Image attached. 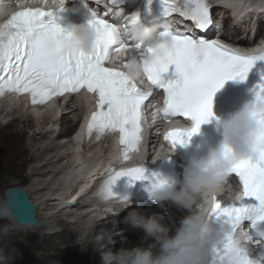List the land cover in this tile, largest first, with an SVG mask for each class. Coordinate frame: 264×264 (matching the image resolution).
<instances>
[{
  "label": "snow or ice",
  "instance_id": "1",
  "mask_svg": "<svg viewBox=\"0 0 264 264\" xmlns=\"http://www.w3.org/2000/svg\"><path fill=\"white\" fill-rule=\"evenodd\" d=\"M120 2L122 0H94L96 7H92L85 0L84 6L92 17L89 24L100 33L97 51L91 56L65 46L66 29L57 23L58 13L65 10L64 0H60L61 8L57 11L47 7H23L13 13L0 27V98L11 94L28 95L31 104L36 107L45 106L66 94L76 95L87 90L98 98L97 108L87 123L88 139L94 133L98 140L110 132L119 133L122 163H126L132 154L140 153L149 105L154 109L153 117L161 118L162 122L171 124L177 118L193 122L190 128H170L163 136L171 148L177 144L186 146V138L198 133L200 126L210 122L214 116L216 92L230 79H247L253 66L258 61H264V54L238 51L219 39L189 30L194 28L200 33H207L212 29L211 0H187L184 9L176 7V0H161L166 30L159 36L162 42L172 39L174 49L168 62L146 66L145 78L152 87L151 90H144L133 83L125 72L108 66L114 53L123 54L127 64L129 60L136 59L134 54L145 46L132 38L130 31L127 38L122 37L118 27L104 19ZM151 2L148 0L149 5ZM47 3L48 0H44V4ZM177 14L190 22L183 30L173 27ZM137 18L129 19L119 28L131 30ZM152 51L154 49L147 45L146 51L140 52V55L144 57L146 52ZM172 64L176 65L179 78L165 83L162 74ZM155 86L163 89L162 105L157 100ZM258 88L257 98L264 96V83ZM261 119L264 120V117ZM261 139L264 140V136ZM125 175L133 180L149 179L145 166L110 169L98 187L85 195L84 203L99 204L116 199L127 201L126 197H117L112 191L116 181ZM233 176L238 178L244 196L255 198L259 204L224 205L217 198L212 215L227 217L232 231L220 245L213 246L212 264H220L228 255L237 259L238 264H260L264 262V249L253 255V250L239 245L232 238V232L241 223L264 232L257 227L264 222V146L256 158L238 162L228 180ZM165 183L166 180L153 174L151 192ZM8 195L14 209L20 210L23 201L18 190H10Z\"/></svg>",
  "mask_w": 264,
  "mask_h": 264
},
{
  "label": "clouds",
  "instance_id": "2",
  "mask_svg": "<svg viewBox=\"0 0 264 264\" xmlns=\"http://www.w3.org/2000/svg\"><path fill=\"white\" fill-rule=\"evenodd\" d=\"M17 7H47L51 11L61 8L60 0H16ZM67 0H64V7ZM187 0H176V7L184 9ZM79 7H73L74 13ZM17 10L10 3L0 2V27H2ZM89 11V10H88ZM118 33L127 38L129 31L138 43L151 46L154 51L146 52L142 59H132L125 64L123 54L114 53L108 61V66L126 73L129 79L143 88L151 90L152 85L146 80L145 68L155 64L168 62L174 49V41H161L157 29L137 18L131 30L117 28ZM100 33L89 23L74 24L66 30L65 46L74 51H81L89 56L97 51ZM264 54V49L255 53ZM147 61V64L145 63ZM80 101L90 113L96 110L98 98L87 90L82 91ZM163 102L164 96L161 97ZM162 110V108H161ZM264 96L256 97L255 102L246 105L221 121L223 141L219 149H212L209 154L199 160H194L191 167H186L182 181H167L154 190L151 195L155 203L164 207L165 201H170L182 209L190 210L191 214L181 221V226L174 235L164 223L165 216L153 214L146 217L140 212L132 211L126 217V222L134 228H141L148 238L155 243L149 247H135L113 251L105 245L98 250L102 264H212V248L215 236L212 232L210 218L218 194L222 193L235 165L241 160H251L258 156L264 146ZM186 128H190L188 125ZM119 138L117 147H119ZM140 153H137L139 155ZM175 148H171L160 159H171ZM154 160L152 163H155ZM146 167V166H145ZM245 198L241 191L232 197L233 203ZM122 206H131V201L112 200ZM123 211V207H121ZM232 238L241 246L252 250L255 243L264 249V232L245 227L241 223L233 232ZM157 247L159 251L157 252ZM220 264H238L232 255L225 256ZM264 264V262H260Z\"/></svg>",
  "mask_w": 264,
  "mask_h": 264
},
{
  "label": "bare ground",
  "instance_id": "3",
  "mask_svg": "<svg viewBox=\"0 0 264 264\" xmlns=\"http://www.w3.org/2000/svg\"><path fill=\"white\" fill-rule=\"evenodd\" d=\"M213 2L216 4H219L221 2V5L223 7L225 6L224 8H220V13L217 16L218 18L219 17L223 18V21L220 24L226 23V20H227L226 19V13L228 14V17H230L231 16L230 10H232V12H234L235 14H238L241 12V11H239L240 8L237 7V5L233 6L232 0H213ZM244 2H245V4H248V5H250L252 3L251 5L254 8H257V9H255V12L257 13V14H255L256 17L259 14L262 17H264V0H244ZM227 8H229L230 10ZM256 20L257 19H251L249 22L252 24V23L256 22ZM228 21L230 22L231 26L236 27V26H239L241 19L239 16L235 17L234 19H231V17H230L228 19ZM224 28H225V26H224ZM232 39H234V37H232ZM239 43L241 44V43H243V41H239ZM79 97H80V95H79ZM79 97H78L77 101L82 105V102L80 101ZM13 102L18 103V105L20 107L25 106L27 104L24 101V98H17L16 96L11 95L6 100L2 101V103L0 104V114H1L0 116H2L4 114L5 108L9 107L8 105H10ZM54 102L53 101L50 102L48 104V106H46L45 108L31 109L30 110L32 113V114H30L31 118H26V121L27 120L33 121L32 122V128L33 129L38 128L37 131L42 133V136H43V138H45L46 142L51 141V139L58 141V139H60L62 136V133H60V132L54 133L55 130L53 131V130L47 129V128H50L49 126L52 124L51 122L53 119H55V116H56V107H55ZM69 108H72V107L69 106ZM84 108H85V106L83 104V109ZM66 109L69 110L68 108H66ZM2 110H3V112H2ZM22 110H24V109L22 108ZM50 111H52V115L49 113ZM18 113H21V111L20 112L18 111ZM6 114L10 115L11 113L8 112ZM70 114H72V112H68V113H65L64 115H62V117H61V118H63V124L62 125L65 126L66 124L68 125V123L71 122ZM7 115H5V117ZM38 116L40 118H38ZM61 120H60V122H61ZM18 121L19 120H17V122L10 121L7 124L8 128H6V127L0 128V191H2L1 187L8 180H10L12 177H15V179H17L18 182L9 185V187H6L3 190L4 200H5L6 189L12 188V187H17V188H20V189L27 191V193H29V195H31L32 202L34 203V201H36V203L39 207V204H41V201H38L36 198H33L32 195L34 194V196H35L36 194H40L41 193L40 191L45 193L44 192L45 188L48 185L45 187L42 186L43 184H45V182H46L45 181L42 183V185H39L40 187L42 186V189H40L39 186H36V184L33 183V181L30 179V177H28V176L20 177L21 167L27 166V165H32L34 157L33 156H30V158L28 157V147H26V145H25V134H24L26 131L17 130V128L15 129V127L18 126ZM22 122H24V121H22ZM43 126H44V128H43ZM37 131L32 133V135L36 134ZM47 136H48V138H47ZM80 138H81V136L77 135L74 138V140L73 139L67 140L65 142L64 146L60 145L61 143L57 142V144L55 146L50 148L51 150L48 148L45 151V153L47 155H49V154H52V155L49 156L48 158H46L47 161L42 166L40 165L41 167H39V168L28 167V168H30V173L32 174L31 176L36 175V177H37V174H39L40 177L47 178V177L55 174V177H53L54 180L52 179L53 185L54 186L56 185L55 187H57L56 192H53V194L55 195V198L53 199L52 196L51 197L48 196L49 197L48 200L46 199L44 201L43 199L46 195L45 194L43 196V199H42V201H44V203H46V205H48V206L52 205L53 206L52 208H51V206L48 207L51 212L54 211L57 213V212H63L64 210L69 209V207L65 206V202L67 200H69L71 196L66 197V195H65L66 199L63 202L64 204H61V202H60V200H64L65 192L69 191L68 193H70V190L73 188L72 187L73 185H79L83 189H86L87 187L90 186L91 182L94 179V175H93L94 172H96L97 170H99V172L104 171L102 165H99L101 161H98V160H96V158H94L95 157L94 156L95 151L93 152L92 151L93 149L91 150L90 153H88V156H87V154H85V153L81 154L80 151H78L79 150L78 143H76V142ZM40 142H42V141H40ZM35 145H36V143H35ZM106 145L109 146L110 144L106 143ZM142 145H141V148H143ZM110 148H112V147L110 146ZM58 151H64V153L63 152L59 153ZM65 151L66 152L70 151V153H68L66 155ZM54 152H56V153L53 154ZM135 155H137V154H135ZM110 157L115 159L116 155H114V152L110 154ZM66 160H67V164L65 165L64 161H66ZM76 163L78 165L77 167H75ZM51 165H54L55 169L51 168L50 170L46 171V169L50 168ZM30 180H31V182H30ZM53 185H49L50 190L54 189L52 187ZM46 192H48V191H46ZM227 193H228V191L226 190V188H224L223 192L220 193V196L225 198L227 196ZM38 211H39V208L37 209V218H39V216H40ZM183 211L186 212L185 217H187L188 215L191 214L190 210H188V209H183ZM67 213H70V212H67ZM76 213L82 214V217H84V218H85V216L87 217L90 214V212H88L86 214V211H83V212L82 211H76ZM101 213H102V211H101ZM70 215H71V213H70ZM72 215H74V214H72ZM91 215H93V214H91ZM104 215H102L103 217L96 219L94 222L97 224V226L99 225L98 228L101 230V234H105V235L107 234L108 236H110L111 235L110 233L113 232V230H109L106 226H103L105 224V222L108 220V218H110V217H108V215L106 213ZM93 216H95V215H93ZM90 220H92V219L90 218ZM182 220L183 219H181L180 217H177L175 215L169 216L168 218H166L164 220V223L171 229L170 234L173 233V231L176 232V229L174 228V226H176V228L180 227ZM7 223H9L10 225L13 226L12 228H14V234H13L14 236H16V235L28 236L29 234L26 235L27 232H23V229H30V228L31 229H39L40 228V227L35 228L31 225H28V226L20 225L19 223H17V221L14 219V217L12 216L11 213H0V232H1L0 233V253L2 254V256L3 255L6 256V259L3 262H0V264H22L21 259L13 257V255H10L16 251L22 252V257H23L22 259L29 260V261L32 260V264H47L48 262L50 264H69V262H71V261H72V264H78V262L80 260H83L85 262V264H90L89 259L86 260V258H85L87 256L81 257V259H78L79 255H78V253L74 252V250L81 248L82 249L81 251L87 250V252L85 251L87 253V255L89 253H91V255L95 254L94 251L89 252L90 247H91V243H89V244L84 243L83 246H79V245L77 247L74 246L76 244L75 234L73 233V231L69 230V224L71 223V221H68V222H66V224H63V228L59 231L58 236L52 237V235L46 233L43 235L44 236L43 238H45V239L42 240L41 243H39V244H37V243L36 244L31 243L30 244L29 243V244H27V246L23 245L19 239H17V240H11L10 239L12 237L11 232L9 231L10 233L7 235L5 232V229H4ZM110 224L111 223H108L106 225L108 226ZM120 224H122V223H120ZM101 226H102V228H101ZM117 228L122 229L123 226L117 227ZM101 234L99 233V235H101ZM126 237H128L129 240L132 238L133 242L136 243L138 246L141 245L143 247H147L148 244L150 246L153 243H155V241L154 242L152 241L153 240L152 238H150L149 241H147V242H142V240H143L142 238L137 240V237L128 234L127 236H124V237H120L119 235H117L113 238L112 243H107L106 245L109 248H111V246H113V245L114 246L116 245V247H117V245L119 246V244H121L123 242V239H125ZM5 238L10 240L9 245L4 243V241H6V240H4ZM23 238H25V237H23ZM131 243L132 242H130V244ZM61 244L67 245V251L66 252L62 251V252L58 253L56 256V257H58V259L60 258L62 261L58 262V261H54V260L49 261L50 259L47 260L48 259L47 257L51 256V253L49 250H51V249L58 250ZM126 245L127 244H125L124 249L129 248V245L128 246H126ZM38 247H40L43 250V252H41V254L42 253L43 254L39 255V256L37 253L34 254L35 250ZM135 247H136V245H134V248ZM156 250H157V252L159 251L158 247ZM44 253H46V255ZM100 258H101V255L99 252V258L98 259L100 260ZM100 261L102 264V259Z\"/></svg>",
  "mask_w": 264,
  "mask_h": 264
},
{
  "label": "rangeland",
  "instance_id": "4",
  "mask_svg": "<svg viewBox=\"0 0 264 264\" xmlns=\"http://www.w3.org/2000/svg\"><path fill=\"white\" fill-rule=\"evenodd\" d=\"M49 113L52 115V111H50ZM5 115H7V114H3L2 116H0V128H3V127L8 128L7 124L10 121L17 122V120H19L18 121V126L15 127V129L17 128V130L26 131L24 134H25V145H26V147H28V157L29 158H30V156H33L34 157L33 158L32 165H27V166L21 167V169H20V177H22V176L23 177H25V176L30 177V179L33 181L34 184H36V186L42 185V183L45 182V181H46L45 184H43L42 186L45 187V186L48 185L45 188V191H44L45 193H43L42 191H40L41 192L40 194H36L35 195V198L38 201H41V204H39V211H38L39 212V215H40L38 219L41 218V222H42L41 227L39 229H31V228L30 229H23V232H27L26 235L29 234L28 236H25V235H21V236L20 235H16V236H14L13 235L14 234V228H12L13 226L10 225L9 223H7L6 226H5V228H4L6 234L8 235L11 232V236L12 237L10 239L11 240H17V239H19L21 241V243L23 245H25V246H27V244H29V243L30 244L31 243H34V244L37 243V244H39V243H41L42 240L45 239V238H43L44 237L43 236L44 234L47 233V234L52 235V237H56V236H58L59 231L63 228V224H66V222L71 221V223L69 224V230L70 231H73V233L75 234L76 244L74 246L75 247H77L78 245L79 246H83L84 243H86V244L91 243V247H90L89 252H92V251L95 252V254H93V255H91V253H89L90 255L89 254L87 255V253H86L87 250H85L86 252L85 251H81L82 250L81 248H79L77 250H74V252L78 253V255H79V256L77 255L78 256V259H81V257L87 256L85 258H86V260L89 259V263L90 264H101V261L98 259L99 258V251L98 250H100V249L98 247L99 242H98V239H97V235H99V233L101 234V230L98 228L99 225L97 226V224L94 222L97 219V218H95V216H93L94 214L93 215L89 214L87 217L85 216V218H84V217H82V214L75 213L74 210H69V209H66L63 212H57V213L54 212V211L51 212L48 207L51 206V208H52L53 206L52 205H49V206L46 205V203H44V201L46 199L48 200V198L51 197V196H55L53 194V192H56V189H57V187H55L56 185L55 186L53 185V180H54L53 177H55V174H53L51 176L48 175L49 177H47V178L40 177L39 174H37V177H36V175L35 176H31L32 174L30 173V168H39V167H41L47 161L46 158H48L52 154L47 155L45 153V151L48 148L50 149L53 146H55L57 144L56 140L51 139V141H49V142L47 141L46 142L45 141V138H43V136H42V133H41V135H35V134L32 135V133H34L35 131H37L38 128L33 129L32 128V122L33 121L32 120H27L26 121V119L24 117V114H21V113H11L10 115H7L6 117H5ZM70 117H71V115H70ZM22 118L25 119L24 122H22L23 121ZM38 118H40V117L38 116ZM61 119H62L61 122L63 124V118H61ZM44 126H43V128H44ZM61 126L63 127L64 125H61ZM47 138H48V136H47ZM40 141H42V142H40ZM35 143H36V145H35ZM58 152L59 153H62V152L64 153V151H58ZM55 153L56 152H54L53 154H55ZM64 162H65L64 164L66 165L67 164V160L64 161ZM28 167H30V168H28ZM51 168L55 169L54 165H51L50 168L46 169V171L50 170ZM31 180H30V182H31ZM16 182H18L17 179H15V177H12L10 180H8L1 187V189H2V191H0V201L1 202H4L3 190L6 187H9V185L14 184ZM49 185H53L52 187L54 189L53 190L52 189L50 190V186ZM42 186L41 187L39 186L40 189H42ZM46 191H48V192H46ZM44 195H45V197L43 199V196ZM42 199L44 201H42ZM60 202H61V204H64L63 203L64 200H60ZM67 212H70L71 215H70V213H67ZM72 214H74V215H72ZM90 218L92 220H90ZM101 228H102V226H101ZM23 237H25V238H23ZM4 240H6V241H4ZM4 240H3L4 243H6L7 245L10 244V240H8L6 238ZM152 241L154 242V240H152ZM133 243L134 242H132L131 244L128 243L126 246L129 245V248H125V249H133L134 248V245H136V247H138V245L136 243H134V244ZM124 246H125V242L123 241L121 244H119V246L117 245V247H116V245L115 246L113 245V246H111V248L113 249V251L118 252L122 248L124 249ZM147 247H149V244L147 245ZM147 247H145V248H147ZM49 251L51 253V256L47 257L48 258L47 260L50 259L49 261L54 260V261L61 262L62 260L60 258L58 259V257H56V256H57L58 253H60L62 251L63 252H66L67 251V245L66 244H63L62 245L61 244L58 250L51 249ZM41 252H43V250L40 247H38L35 250L34 254L37 253L38 256H39V255H42L43 254V253L41 254ZM44 254L46 255V253H44ZM10 255H13V257H16L18 259H21L22 260L21 261L22 264H27V263L28 264H32V260L29 261V260L22 259L23 258L22 257V252H20V251H16V252H14L13 254H10ZM5 259H6V256L5 255L2 256V254L0 253V262H3ZM47 264H50V263L48 262ZM69 264H72V261L69 262ZM78 264H85V262L83 260H80L78 262Z\"/></svg>",
  "mask_w": 264,
  "mask_h": 264
},
{
  "label": "water",
  "instance_id": "5",
  "mask_svg": "<svg viewBox=\"0 0 264 264\" xmlns=\"http://www.w3.org/2000/svg\"><path fill=\"white\" fill-rule=\"evenodd\" d=\"M10 190H18V192L20 193L21 199L23 201V206L20 210L14 209L13 205L11 204L10 197L8 195ZM0 212L11 213L14 219L20 225H32L34 227L40 226V222L37 219L36 206L32 202L30 195L27 193V191L23 189L17 187L6 189L4 203L0 201Z\"/></svg>",
  "mask_w": 264,
  "mask_h": 264
}]
</instances>
